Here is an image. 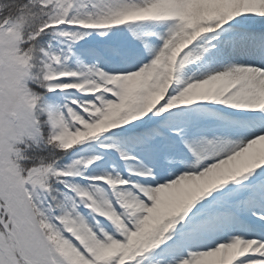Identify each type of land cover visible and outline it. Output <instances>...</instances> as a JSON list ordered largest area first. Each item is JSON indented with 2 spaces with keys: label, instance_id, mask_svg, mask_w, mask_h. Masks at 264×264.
Here are the masks:
<instances>
[{
  "label": "snow or ice",
  "instance_id": "1",
  "mask_svg": "<svg viewBox=\"0 0 264 264\" xmlns=\"http://www.w3.org/2000/svg\"><path fill=\"white\" fill-rule=\"evenodd\" d=\"M0 264H264V0H0Z\"/></svg>",
  "mask_w": 264,
  "mask_h": 264
}]
</instances>
